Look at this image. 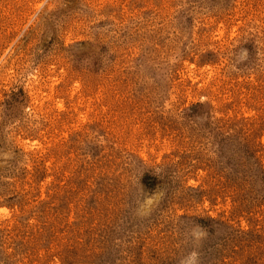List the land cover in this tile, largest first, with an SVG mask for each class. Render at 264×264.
<instances>
[{
  "label": "rangeland",
  "instance_id": "obj_1",
  "mask_svg": "<svg viewBox=\"0 0 264 264\" xmlns=\"http://www.w3.org/2000/svg\"><path fill=\"white\" fill-rule=\"evenodd\" d=\"M0 264H264V0H0Z\"/></svg>",
  "mask_w": 264,
  "mask_h": 264
},
{
  "label": "clouds",
  "instance_id": "obj_2",
  "mask_svg": "<svg viewBox=\"0 0 264 264\" xmlns=\"http://www.w3.org/2000/svg\"><path fill=\"white\" fill-rule=\"evenodd\" d=\"M196 255H197V254H196L195 252L191 253V254H190V258L194 259V258L196 257Z\"/></svg>",
  "mask_w": 264,
  "mask_h": 264
}]
</instances>
